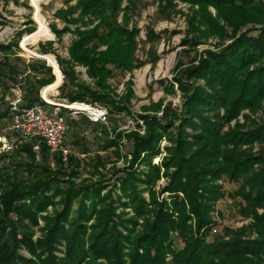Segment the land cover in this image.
Segmentation results:
<instances>
[{
  "label": "rangeland",
  "instance_id": "obj_1",
  "mask_svg": "<svg viewBox=\"0 0 264 264\" xmlns=\"http://www.w3.org/2000/svg\"><path fill=\"white\" fill-rule=\"evenodd\" d=\"M254 1L257 7L262 8L264 15V0ZM87 2L88 0H0V45H17L13 48L16 56L3 51L0 52V61L8 55L18 65L19 73L26 75L23 84L25 98L30 97L28 91H33L34 98L40 96V93L46 98L57 92L59 102H68L67 99L61 98L62 91L66 89L62 88L65 83L64 76L59 66H50V57L65 64L71 63L77 83L110 98L109 107L105 106L110 112L108 127H94L83 117L74 118L73 129L67 137L68 154L53 156L47 153V158L44 159L42 150L39 153L34 151V170L31 172L25 167L23 170L17 166L28 162L25 154L19 152L25 143L8 136L0 123V175L7 174L11 177L9 182L0 181V198L4 193L13 191L17 185H20L19 189H23V185L34 184L35 176L40 179L43 177V182H51L50 189L46 192L51 203L44 212L38 214L37 221L17 214L11 216L14 224H10V227L15 229L17 239L21 241L19 255L27 261L34 258L24 246V240H30L38 246L46 241L49 225L51 227L67 207L65 193L69 191L79 195L71 204V215L65 228L69 229L70 225L76 228L82 224L88 228V236L91 235L90 227L96 220L86 222L81 219L79 213L80 202L84 201L87 206L91 202L85 200L81 194L92 188L103 189L102 197L108 193L112 196L108 203L114 202L117 215L125 212L129 218L134 216L131 209H123L118 204L119 196L123 194L117 181L132 167L131 153L135 144L130 140V136L146 138L150 128L147 121L152 118L155 119L153 127L159 125L156 130L162 136L157 144L158 154L149 160L143 155L133 170L147 173L148 162L158 168L159 179L155 185L148 190L146 185L141 184L139 189L148 203L151 201V193L155 194L158 203H171L172 194L164 192L170 183L165 176L164 162L172 156L171 150L176 147L175 141L179 135L178 130L182 129L188 98L197 89L206 88L203 79L193 73L187 76L188 72L201 67V64L210 58L212 60L214 55L220 54L237 40L245 36L258 37V31L264 27V16L263 25L256 22L246 23L239 17L230 19L232 10L217 8V1H201L197 4L185 0H113L112 4L110 1L109 4L114 7L112 9L115 12L114 27L118 28L119 36L127 40L125 37L128 33H133L131 50L128 49L129 53L126 54L131 58L129 62L120 61L122 66L107 62L104 67L110 72L104 79H100L103 86L99 87L98 80L89 76L87 66L71 61V48L75 42L81 40V34L102 24L99 17L95 18L87 11ZM235 3L240 7L242 0ZM242 14L246 19L254 16L246 11ZM105 16L111 18L107 13ZM99 33L104 37L108 34L104 29ZM99 44L92 42L89 47L99 46L97 53L108 50V45ZM127 47L123 44L122 47L119 46L123 49ZM97 53L87 56L96 61ZM33 60L40 68L38 72L42 70L43 65L53 69L52 74L56 76L57 81L53 86L38 85V74L32 73L34 70L28 67ZM16 85L17 83L6 94L0 89V114L8 112ZM221 114L224 115V111ZM245 117L252 121L264 122V111L256 114L250 110L243 111L236 120L225 126L224 132L241 131V125H247L250 129L252 123L246 122ZM185 131L187 135L194 132L191 128ZM107 142H114L115 145L106 148ZM241 149L252 155L264 153V145L259 143L250 147L244 145ZM46 170H50L49 179L45 177ZM217 184L223 187L224 196L214 203L210 214L214 227L208 242L213 243L217 238L226 241L261 239L258 234L264 230V204L254 208L250 214V211L245 209L247 202L235 197V192L239 189L238 183L223 177ZM179 196L180 201L185 199L184 194ZM124 201L127 200L124 198ZM187 211H190L188 206ZM169 243L175 252L185 247L178 233L171 234ZM67 252V245L62 239L55 245L53 255L58 259H65ZM172 260L173 255L168 254L166 261L171 263ZM254 261L258 262L257 259ZM87 262L91 261L87 259Z\"/></svg>",
  "mask_w": 264,
  "mask_h": 264
},
{
  "label": "trees",
  "instance_id": "obj_2",
  "mask_svg": "<svg viewBox=\"0 0 264 264\" xmlns=\"http://www.w3.org/2000/svg\"><path fill=\"white\" fill-rule=\"evenodd\" d=\"M112 1L88 0L87 11L91 12L95 18L99 17L102 24L82 33L81 40L75 42L71 48V61L87 66L89 76L98 80L99 87L103 86L100 84V79H104L110 72L106 66L104 67L107 62L121 65L120 61L125 63L131 58L126 54L132 46L133 33H128L125 37L127 40L119 36L118 28L114 27L115 12L112 9L114 7L110 5ZM185 1L192 4L201 1H217L215 4L217 8L232 10L230 19L239 17L246 23L256 22L263 25L262 8L257 7L254 0H242L240 7L235 3L237 0ZM244 10L253 13L254 16L250 19L244 18L242 14ZM106 13L111 16L110 19L105 16ZM102 29L107 30V37L99 33ZM258 33L259 36L256 38L245 36L237 40L220 54L214 55L212 60L210 58L209 61L201 64V67L188 72L187 76L193 73L203 79L206 88L197 89L188 98L182 129L178 130L179 135L175 141L176 147L171 150L172 156L164 162L165 176L170 180L164 192L172 194L171 203L168 201L158 203L154 193L150 194L151 201L148 203L139 189L141 184L146 185L148 190L155 185L159 179L158 168L148 162L146 163L149 166L147 173L133 170L143 155L149 160L158 154L157 144L162 136L156 130L159 125L153 127L155 119L152 118L148 120L149 122L147 121L150 128L146 138L130 136V140L132 139L135 144L131 153L133 158L130 166L132 167L117 181L119 190L123 194L119 196L118 204L123 209H131L134 213L133 217H127L125 212L117 215L114 202L108 203L112 196L108 193L102 197L103 189L92 188L81 194L85 200L91 202L88 206L84 201L80 202L79 213V216H82L81 219L86 222L91 219L96 220V223L90 227L91 235L88 236V228L82 224L77 225L76 228H73L74 225H70L69 229L65 228L71 215V204L79 195L69 191L65 193L67 207L55 223L51 227L49 225L46 241L38 246L30 240H24V246L34 258L32 261H27L19 255L21 241L17 239L16 231L10 227V224H14L11 216L15 214L37 221L38 214L44 212L51 203V199L46 196L51 182H43V177L40 179L35 176L34 184L23 185V189H19L20 185H17L13 191L1 195L0 264L264 263V230L258 234L262 237L261 239L226 241L217 238L213 243L208 242L214 227L210 214L214 203L224 196L223 187L217 184L223 177L239 184L235 197H240L247 202L245 209L249 210L250 214L254 208L264 204V153L252 155L241 149L244 145L250 147L255 143L264 145V122L252 121L249 117H245L246 122L252 123L250 129L247 125H241L243 128L241 131L224 132L225 126L236 120L243 111L250 110L253 114L264 111V27ZM92 42L108 45V50L97 53L99 46L89 47ZM122 44L128 47L119 48ZM16 46L0 45V52L4 51L11 56H16L13 49ZM95 53H97L96 61L90 60L87 55ZM50 58L52 66L54 68L59 66L64 76L65 83L62 88L66 89L62 91V100L67 99L70 104L108 106L110 98L107 95H99L91 88L77 83L71 63L65 64L53 57ZM35 62L33 60L28 67L34 70L32 73L38 74V85L53 86L57 82L56 76L52 74L53 69L43 65L42 70L38 72L40 68L35 65ZM19 72L18 65L11 57L6 55L2 58L0 89L5 94L18 83ZM28 92L30 97L26 100L29 104L41 100L40 96L33 97V91ZM56 94L57 92H54L53 95ZM46 99L62 103L51 97ZM222 111L224 115L221 114ZM7 115L8 112L1 113L0 121ZM187 128H191L194 132L187 135L185 131ZM114 145V142H107L106 148ZM41 150L46 159V154L49 153L48 148L43 145ZM19 152L25 154L28 162L17 164V166L23 170L26 168L30 172L34 170L33 145L25 143ZM49 174L50 170H46V179L50 178ZM10 179L11 177L7 174L0 175V181L9 182ZM56 188L58 189V185ZM180 194H184L183 201L179 199ZM124 198L127 201H124ZM187 206L190 209L189 212ZM172 233H178L185 243V247L179 252L173 251L169 243ZM62 239L67 245L68 252L65 259H58L53 255V250ZM168 254L173 255L171 263L166 261ZM87 259L91 262L88 263ZM255 259L258 262H255Z\"/></svg>",
  "mask_w": 264,
  "mask_h": 264
},
{
  "label": "built area",
  "instance_id": "obj_3",
  "mask_svg": "<svg viewBox=\"0 0 264 264\" xmlns=\"http://www.w3.org/2000/svg\"><path fill=\"white\" fill-rule=\"evenodd\" d=\"M25 79L26 75L19 74L13 98L9 103L8 115L0 123L8 136L33 145L36 153L45 145L53 156L67 155V137L73 129L74 118L83 117L94 127L109 126L110 112L98 104H90L88 110L81 111L66 105L49 103L42 93L40 101L29 104L23 91ZM50 97L58 99L57 95ZM65 103L69 104L67 101Z\"/></svg>",
  "mask_w": 264,
  "mask_h": 264
},
{
  "label": "bare ground",
  "instance_id": "obj_4",
  "mask_svg": "<svg viewBox=\"0 0 264 264\" xmlns=\"http://www.w3.org/2000/svg\"><path fill=\"white\" fill-rule=\"evenodd\" d=\"M42 59H44L43 57H40ZM51 66V65H50ZM44 98V97H43ZM46 101H48L49 103H52V104H58V105H66V106H69L70 108L72 109H78V110H81V111H86L89 109V105L85 106L83 104H79V103H74V104H66V103H58V102H55V101H52L50 99H46L44 98Z\"/></svg>",
  "mask_w": 264,
  "mask_h": 264
},
{
  "label": "water",
  "instance_id": "obj_5",
  "mask_svg": "<svg viewBox=\"0 0 264 264\" xmlns=\"http://www.w3.org/2000/svg\"><path fill=\"white\" fill-rule=\"evenodd\" d=\"M51 67H53V66L51 65Z\"/></svg>",
  "mask_w": 264,
  "mask_h": 264
}]
</instances>
